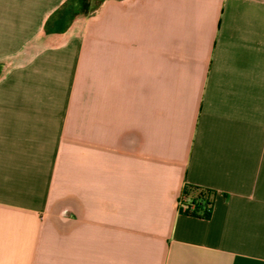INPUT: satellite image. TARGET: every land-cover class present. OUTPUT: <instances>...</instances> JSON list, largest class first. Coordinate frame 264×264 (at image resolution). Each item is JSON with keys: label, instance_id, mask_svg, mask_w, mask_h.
Here are the masks:
<instances>
[{"label": "crops", "instance_id": "obj_1", "mask_svg": "<svg viewBox=\"0 0 264 264\" xmlns=\"http://www.w3.org/2000/svg\"><path fill=\"white\" fill-rule=\"evenodd\" d=\"M64 1L0 0V60ZM75 27L0 72V264H264V0H102Z\"/></svg>", "mask_w": 264, "mask_h": 264}, {"label": "trees", "instance_id": "obj_2", "mask_svg": "<svg viewBox=\"0 0 264 264\" xmlns=\"http://www.w3.org/2000/svg\"><path fill=\"white\" fill-rule=\"evenodd\" d=\"M99 2V0L64 1L50 14L39 34L34 36L26 45H24L17 54L0 60V72L4 68L5 70H10L14 67L25 65L38 51L59 44L47 41L50 36L48 25L51 20L61 17L64 10L67 11V16L62 29L58 33V35L63 33L61 36L68 35L71 31L72 25L75 23L81 24L88 13L89 7L92 4H97ZM214 194L215 192L210 189L184 184L178 203H182L186 208L185 210H182L178 206V211L190 217L209 219L212 211Z\"/></svg>", "mask_w": 264, "mask_h": 264}, {"label": "rangeland", "instance_id": "obj_3", "mask_svg": "<svg viewBox=\"0 0 264 264\" xmlns=\"http://www.w3.org/2000/svg\"><path fill=\"white\" fill-rule=\"evenodd\" d=\"M96 1H98V0H96ZM99 1H102V0H99ZM66 16H67V11L64 10L63 15L61 17L55 18V19L50 21V23L48 25V29H49V33H50V36L47 39L48 42H54V41H57L61 38V35L63 33L59 34V35H58V33L62 29L63 24L65 23ZM76 29H77V27L71 29V31H76ZM0 85L2 86V82L0 83ZM0 98H2V88H0Z\"/></svg>", "mask_w": 264, "mask_h": 264}, {"label": "built area", "instance_id": "obj_4", "mask_svg": "<svg viewBox=\"0 0 264 264\" xmlns=\"http://www.w3.org/2000/svg\"><path fill=\"white\" fill-rule=\"evenodd\" d=\"M178 206L182 209V210H185V205H183L182 203H178Z\"/></svg>", "mask_w": 264, "mask_h": 264}]
</instances>
